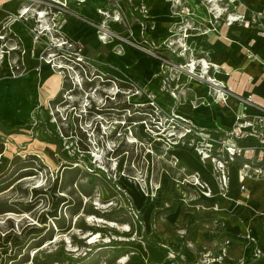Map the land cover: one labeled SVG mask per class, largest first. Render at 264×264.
<instances>
[{"label":"rangeland","instance_id":"obj_1","mask_svg":"<svg viewBox=\"0 0 264 264\" xmlns=\"http://www.w3.org/2000/svg\"><path fill=\"white\" fill-rule=\"evenodd\" d=\"M15 1L0 0V264L264 261V182H246L247 189L239 192L232 172L224 186L229 190L226 197L217 194L223 198L221 203L220 198L218 203L205 197L197 186L184 182L203 169L196 162L198 157H182L181 146L176 147L178 153H169V146L158 139L167 137L170 126L163 123L160 128L166 130L150 133L152 136L135 130L133 136L144 144L136 141L137 170L125 169L123 174L128 176L121 175L114 163L119 166L125 154L110 159L108 150L130 152L135 146L110 135L111 123L103 126L108 134L105 140L91 135L88 153L78 152L75 139L60 137L57 126H62L55 122L50 108V100L61 88L55 64H60L62 51L73 54L80 47L91 70L105 73L108 68L104 67L111 65L110 55L113 58L112 48L122 50L113 62L125 58L132 65L136 62L132 48L142 53L135 44L146 41L170 60L166 67L150 61L152 57L146 63L154 64L150 69L155 73L145 88L153 90L164 111L171 108L163 101L172 89L182 103L197 95L215 96L212 85L205 81L208 77L224 85L229 106L222 103L220 107L255 110L250 103L264 106V0H99L93 11L69 0H20L28 11L20 15L17 29L11 25ZM40 14L45 15L44 21ZM63 39L68 42L60 45ZM203 59L208 62L205 73ZM190 61L196 65L193 74L180 68ZM41 62L55 70V78L51 75L40 81ZM129 68L121 69L123 79L134 82V69ZM106 83L98 80L85 87L87 95L96 99L93 87L99 91ZM66 89L64 85L63 92ZM105 90L111 94L116 89L106 86ZM85 103L86 94L79 91L59 110L65 115L75 104V111L80 112ZM171 105L176 109L177 100ZM89 124L83 127L88 129ZM63 128L68 135V125ZM133 136L128 135L129 140H135ZM153 140L156 150L149 153L146 148ZM175 153L180 157V161L175 157L177 165ZM73 160L82 167L68 169ZM204 166L208 172L203 171L201 179L209 182L214 177L211 165ZM26 176L31 178L23 180ZM22 239L27 244L14 246ZM258 249L261 254L256 256Z\"/></svg>","mask_w":264,"mask_h":264},{"label":"built area","instance_id":"obj_2","mask_svg":"<svg viewBox=\"0 0 264 264\" xmlns=\"http://www.w3.org/2000/svg\"><path fill=\"white\" fill-rule=\"evenodd\" d=\"M67 42L68 39H65L60 45L66 44ZM69 43L71 44L73 42ZM169 45L172 46L173 42L169 41ZM135 46L143 54L157 60L160 67H166L170 63V60L167 59L165 54L157 51L156 47L148 45L147 41L146 44H135ZM181 50L183 53L187 51L184 46H181ZM171 52L174 53V49ZM61 54L60 64H55L56 69H58V74L62 78L61 88L59 90L60 98L57 101H54V99L50 100L52 104H50L51 115L54 117L55 122L62 126V128L57 126L60 137L63 139L67 137L75 139L74 143L78 152L88 153L90 150L91 135L99 141V137L105 140L104 138L108 134L103 129V126L105 122L108 124L111 123L110 135L120 137L125 143L135 146V149H132L130 152L127 149L120 150L114 147L108 150L107 157L110 159L125 154L124 161L119 166L118 162L114 163V169L117 167L120 168L119 171L121 173L119 174L124 175L123 171L125 169L127 171H132V169L137 170L139 158L135 156L138 155L136 141L144 146L142 140H137L133 136L135 130H140L146 133V135H151L150 133L156 134L158 133L157 131H162L163 127L161 129L160 126L165 124L170 126L167 131L166 140L161 138L164 135L158 137V139L163 141L165 145H168L169 149H173H168L169 153L177 149L176 147L181 146V149L188 148L191 152L196 153L202 160L203 165L207 163L211 165L212 174L214 175L212 180L215 183L217 180L221 184V191L217 189V193H215L210 183L201 179V173L198 171L190 175L193 180H184V182L190 183L192 186H196L199 180L201 194L205 197L212 198L217 194L224 198L226 197V193L229 190L226 191L224 188L221 177L224 173L230 178L229 168L236 161L239 163L236 169V179L239 183L237 190L239 192L247 189L246 182H264V107L250 103L256 110L255 114H250L243 106L241 111L234 112L232 125L207 131L205 128L194 123L189 115L178 112L172 106L170 110L164 111L151 88L148 89L145 86H140L137 81L133 82L132 80L120 79L96 69L91 70L89 62L87 61L88 59L80 47L73 54L64 51ZM191 61L186 63V65H180V68L189 74H193V71L196 69V65L194 62L191 63ZM165 71L162 69V72ZM212 79V83L214 84H211V82L209 84L213 86L210 85L216 95L210 97L209 101H206L205 98L194 96L190 100V105L193 109L198 108L202 104L208 106L225 103L227 107L229 106L227 101L228 97H224V91L222 89L224 85L216 79ZM98 80L101 83L107 82V85L104 86L103 84L99 91L93 87L94 92H97L96 99H94L92 96L87 95L88 90L86 91L85 87L94 85V82L96 83ZM165 84L163 81V86ZM64 85L67 86V89L63 92L62 87ZM106 86H109V88L114 87L116 89L115 92L111 94L106 92ZM79 91L86 94L87 103L81 106L83 109L80 112L75 111L76 105L73 104L70 106V112H65V115H63L59 109L68 106L71 97H76ZM67 92H70L68 94L69 96L64 99V95ZM169 94L171 98L177 100L178 104L182 102L181 97L175 93V89H172ZM229 108L231 109V107ZM94 120L96 122L93 124ZM89 122L88 131L83 125L87 126ZM92 124L94 126L91 127ZM65 125H68L70 129L68 135H66V131L63 128ZM128 135L133 136L135 140H129ZM248 140L252 141V143L246 144ZM94 144L99 146V142L97 141ZM153 144L154 140L146 148L147 152L153 153V150H156ZM172 156L176 160L175 156ZM239 159H242V161ZM70 163L72 166L82 167L77 161L73 160ZM124 176H128V173ZM132 179L135 180V177L133 176ZM260 254L261 251L258 249L256 256Z\"/></svg>","mask_w":264,"mask_h":264},{"label":"crops","instance_id":"obj_3","mask_svg":"<svg viewBox=\"0 0 264 264\" xmlns=\"http://www.w3.org/2000/svg\"><path fill=\"white\" fill-rule=\"evenodd\" d=\"M131 55L136 60V62L132 65H128V62L125 58L124 59L121 58L122 60L120 62H113L111 55H110V58L108 60H110L111 65H110V67H104V68H108V70H106L105 73L107 75L115 76V77H118L120 79H123L124 73H122L121 69H123V66L127 65V66H130L129 69H131V70L134 69L133 74L136 77L135 79L141 86H145L147 83L150 84L152 82L151 80H154L153 77H154V73H155L153 68L150 69V66L154 67V64L153 63H152V65L148 64V66H147L146 63H147V59L151 58V57L146 56L143 53L137 52L133 48L131 50ZM142 57H144V58H142ZM141 60H142V62L140 64ZM150 61H156L157 62V60H155L154 58H151ZM144 71L146 72L145 74L148 75L147 77H145V75L143 74ZM153 83L157 84L155 81ZM197 96H199V95H197ZM165 97L166 98H164L165 100L163 102H165L169 107H171L172 106L171 104L173 102V98H171L169 95H166ZM191 99L192 98H187V99H185V102L179 103L178 106L176 107V110L180 113H184V114L189 115L191 117V119H193L195 121V123L198 124L200 127H205V126H210L213 128L228 127V126L232 125V123L234 121V112L235 111H241V106L240 107L238 106L236 109L235 108L234 109H232V108L226 109V108L220 107L218 104H212V105H208V106L202 104L198 108L193 109L192 106L190 105ZM205 100L209 101L210 98H205ZM247 111L249 113H252V111H256V110H248L247 109ZM249 143H252V141H249V140L246 141V144H249ZM188 151H190V150H187V148H184L182 150V152H183L182 157H184L185 154L190 153L192 156H194L196 158V156L194 154H192V152H188ZM175 152L178 153V149H175ZM196 162H197V160H196ZM198 164L201 166L200 168H203L200 172L201 174L203 173V171H205L206 173L208 172L206 169V166H204L201 163H198ZM238 164L239 163L236 161V162L232 163L230 168H229L231 176L233 174H234L233 176H235L234 179L236 178V169H237ZM198 168H199V166H198ZM232 172H233V174H232ZM209 183H210L212 188L214 187L213 188L214 192L217 193V188H216L215 182L212 180V178L210 179ZM217 198H220L219 200L221 203L223 198H221L218 195L212 197L211 199L217 201L218 200ZM257 264H264V261L259 262Z\"/></svg>","mask_w":264,"mask_h":264},{"label":"bare ground","instance_id":"obj_4","mask_svg":"<svg viewBox=\"0 0 264 264\" xmlns=\"http://www.w3.org/2000/svg\"><path fill=\"white\" fill-rule=\"evenodd\" d=\"M4 2H7V1H4ZM21 1L20 0H16L15 1V3L13 4L14 6V8L16 9L15 10V14H13V18H12V21H11V25H14V27L17 29V27L16 26H19V24L21 23V21H20V15L23 13V14H25L28 10L26 9L27 7L26 6H22V4L20 3ZM211 2H213V0L211 1ZM68 3H70V4H77L80 8H82V9H85V10H91V11H93V10H96V8H97V5L100 3V1L99 0H69L68 1ZM12 5V4H11ZM101 5V4H100ZM102 8V7H101ZM77 9V8H76ZM84 10V11H85ZM98 11V10H97ZM7 12H10V11H7ZM42 12V11H41ZM74 12V11H73ZM79 13V12H78ZM85 13H86V11H85ZM88 13V12H87ZM90 13V12H89ZM3 14V13H2ZM7 13H5L4 15H6ZM90 14H92L93 15V13H90ZM90 14H89V16H90ZM222 13L220 12L219 13V15H221ZM219 15L217 16V17H219ZM44 14H40V20H43L44 21ZM83 16V15H82ZM85 16V15H84ZM88 16V15H87ZM91 18H92V16H90ZM90 20V19H89ZM178 20V19H177ZM233 20H235V19H233ZM96 21V20H95ZM102 21V20H101ZM20 22V23H19ZM103 23V22H102ZM100 25V24H99ZM12 27V26H11ZM13 27V29H15ZM48 28V27H47ZM18 31V30H17ZM25 31V30H24ZM107 33V32H106ZM97 34V33H96ZM100 34V33H99ZM99 38H101L100 36H98ZM191 37V36H190ZM103 38L105 39V35L103 36ZM193 38V37H192ZM196 38V37H195ZM30 43H31V41H30ZM29 43V44H30ZM41 43V42H40ZM125 46V45H124ZM124 49H126V47L124 48ZM122 54V50L121 51H117L115 48H112V59L114 60V61H117L118 60V56H120ZM3 57H2V51H0V60L2 59ZM130 58V57H129ZM129 61V60H128ZM46 62H48V61H46ZM46 62H41L42 63V65H43V67H44V72L42 73V74H40L39 76H40V81H43L44 79V77H46V76H51L53 73H55V70H53V69H49L48 67H47V65H46ZM202 69H203V71H202V73H205L206 71H207V68H208V62L207 61H205L204 59L202 60ZM42 70V69H41ZM52 77H53V75H52ZM52 77H50V78H52ZM200 77H203L202 75H199V78ZM53 78H55V76L53 77ZM46 79V78H45ZM57 79V78H56ZM55 80V79H54ZM53 80V81H54ZM193 80V79H192ZM48 81H52V80H48ZM56 81V80H55ZM205 81H208V83H210L211 82V84H214V83H212V79L210 78V77H208V78H205ZM57 83H59V82H56V86H57ZM192 83V82H191ZM190 83V84H191ZM198 83V82H197ZM53 84V83H52ZM200 84V83H199ZM201 84H203V83H201ZM59 85V84H58ZM58 87V86H57ZM206 87H208V85L206 86ZM209 88V87H208ZM245 98H250V97H248V96H245ZM255 105H257V106H261L260 104H255ZM261 107H264V106H261ZM156 140V139H155ZM187 150H189L188 148H187ZM180 152V151H179ZM188 152H191V151H188ZM192 154H194L196 157L198 156L196 153H194V152H192ZM189 155H190V153H189ZM187 156H188V153H187ZM160 157V156H159ZM175 157L176 158H178V160H179V155L177 154V153H175ZM162 158V157H161ZM188 158V157H187ZM183 159V158H182ZM176 161V160H175ZM180 161V160H179ZM197 162L198 163H201V164H203V162H202V160L198 157L197 158ZM100 163V162H99ZM179 162L178 161H176V165L178 164ZM177 167V166H176ZM190 167V166H189ZM207 169V168H206ZM212 176V175H211ZM31 178V176H26V177H24L23 178V180H27V179H30ZM222 182L224 183V186L225 187H227L228 186V176L226 175V174H222ZM215 182V181H214ZM197 185L196 186H198L197 187V189L198 190H201V185H200V181L198 180L197 181V183H196ZM215 185H216V187L221 191L222 190V187H221V184L216 180V183H215ZM192 186V185H191ZM230 187V186H229ZM214 188V187H213ZM154 189V188H153ZM221 194H222V192H220ZM152 196V195H151ZM149 197V196H148ZM137 198V197H136ZM87 199V198H86ZM139 200H141L142 202H143V197H141V199H139ZM139 200H138V202H139ZM86 201V200H85ZM135 202L136 203H138L137 202V200L135 199ZM185 203V202H184ZM139 204V203H138ZM141 204V203H140ZM102 207H103V205H102ZM90 220L92 219V218H89ZM99 221H102V222H105V223H107V225H111V226H114V225H116L115 223H113L112 221L111 222H109V220L108 221H103V220H99Z\"/></svg>","mask_w":264,"mask_h":264},{"label":"trees","instance_id":"obj_5","mask_svg":"<svg viewBox=\"0 0 264 264\" xmlns=\"http://www.w3.org/2000/svg\"><path fill=\"white\" fill-rule=\"evenodd\" d=\"M60 98V93H58L57 95H56V97L54 98V101H57L58 99ZM68 165H69V168L68 169H79L78 168V166H72V164L69 162L68 163ZM37 188H35V190H36ZM40 189H42V187L40 188ZM44 189V188H43ZM52 216H55V214L54 213H52L51 214ZM59 227H61V226H59ZM25 244H27V240L26 239H22L20 242H14V246H18V247H23Z\"/></svg>","mask_w":264,"mask_h":264}]
</instances>
